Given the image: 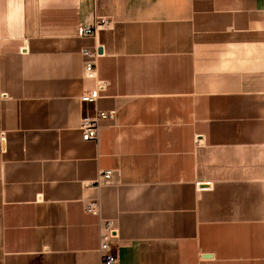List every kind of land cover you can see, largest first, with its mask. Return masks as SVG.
I'll return each mask as SVG.
<instances>
[{"label":"crops","instance_id":"obj_1","mask_svg":"<svg viewBox=\"0 0 264 264\" xmlns=\"http://www.w3.org/2000/svg\"><path fill=\"white\" fill-rule=\"evenodd\" d=\"M54 5L55 31L1 63L0 264H101L93 199L119 264H264V0ZM99 16L112 28L82 38ZM101 81L117 120L84 142Z\"/></svg>","mask_w":264,"mask_h":264},{"label":"built area","instance_id":"obj_2","mask_svg":"<svg viewBox=\"0 0 264 264\" xmlns=\"http://www.w3.org/2000/svg\"><path fill=\"white\" fill-rule=\"evenodd\" d=\"M112 28V20L109 17H97L94 22L80 26L82 38H93L99 32L108 31ZM84 58V76L88 80H97V59L100 56L98 47H84L81 49ZM108 84L101 81L93 90H87L80 96L79 101L82 105L91 104L94 106L91 112L81 116L79 130L82 133L84 142H97L103 124H114L117 120V111L114 109L104 110L98 106ZM113 179V172L106 170L100 172L96 184L101 186L108 184ZM84 211L100 219L99 226V249L98 253L101 264H119V256L115 251L116 240L119 237L118 223L114 219L101 218V204L99 200H89L84 204Z\"/></svg>","mask_w":264,"mask_h":264},{"label":"rangeland","instance_id":"obj_3","mask_svg":"<svg viewBox=\"0 0 264 264\" xmlns=\"http://www.w3.org/2000/svg\"><path fill=\"white\" fill-rule=\"evenodd\" d=\"M64 1L68 0H0V107L2 59L13 56L20 47L30 45L38 36L48 37L54 32L58 21H63V14L59 18H55V14L64 10L56 8L54 3ZM87 24L78 22L79 30Z\"/></svg>","mask_w":264,"mask_h":264},{"label":"water","instance_id":"obj_4","mask_svg":"<svg viewBox=\"0 0 264 264\" xmlns=\"http://www.w3.org/2000/svg\"><path fill=\"white\" fill-rule=\"evenodd\" d=\"M99 52L102 53L101 50H100ZM200 187H201V188H204V187H210V185H209V184H206V185H202V184H201Z\"/></svg>","mask_w":264,"mask_h":264}]
</instances>
